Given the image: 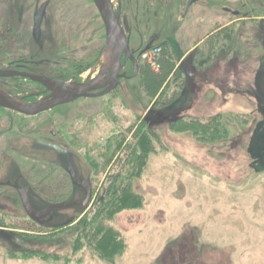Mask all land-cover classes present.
I'll use <instances>...</instances> for the list:
<instances>
[{
    "label": "rangeland",
    "instance_id": "rangeland-1",
    "mask_svg": "<svg viewBox=\"0 0 264 264\" xmlns=\"http://www.w3.org/2000/svg\"><path fill=\"white\" fill-rule=\"evenodd\" d=\"M37 1L45 0H0V68L23 54L21 41L37 50ZM122 4L129 48L138 52L152 36L151 46L166 41L184 71L183 91L168 106L153 105L136 75L107 95L35 116L0 108V180L24 172L36 210L84 197L67 176L68 160L80 176L90 174L92 187L85 209H53L52 220L39 225L17 191L0 186V264H264V0H200L187 12L186 0ZM50 17L41 38L61 41L64 53L45 51L47 58L57 57V66L69 61V68L90 61L80 78L87 79L95 71L92 50L104 39L97 9L91 0H49ZM7 24L14 44L3 41ZM106 56L104 50L100 61ZM124 70L134 72L130 64ZM0 86L18 97L40 89L18 79H1ZM136 123L149 143L115 180L105 156L123 151L120 136ZM116 181L125 189L112 196Z\"/></svg>",
    "mask_w": 264,
    "mask_h": 264
},
{
    "label": "water",
    "instance_id": "water-1",
    "mask_svg": "<svg viewBox=\"0 0 264 264\" xmlns=\"http://www.w3.org/2000/svg\"><path fill=\"white\" fill-rule=\"evenodd\" d=\"M91 1L97 9L104 26L105 50L107 51V56L103 60L97 76L85 82H66L44 76L0 69V78L10 77L13 75L25 76L32 81L40 83L45 88V90L49 92L41 99L26 102L22 99V97L14 96L8 93L0 86V107L25 115H36L57 105L72 102L78 98L106 95L114 87L117 80L122 77V75L119 74V70L128 60V56L134 70L130 77H134L138 74V60L141 55L150 48L151 41L148 42L147 45L141 49L135 57H131L125 32L119 23V15L114 12L110 0ZM39 24L40 14L34 18V34H37ZM96 90L99 91L95 92ZM42 144L58 152L63 151V149L56 145L50 143ZM67 171L73 182H75V175L70 164L67 165ZM82 187L85 192V196L82 200L53 203L46 206L42 210H36L32 207L28 197V191L26 189L19 188L17 189V192L22 208L27 216L37 223H42L41 218L48 215L53 209L67 208L75 205H79L82 209H85L90 201L91 191L88 185ZM49 219H51V216H49ZM71 220V218H68L64 223L67 224ZM56 225L58 226V224Z\"/></svg>",
    "mask_w": 264,
    "mask_h": 264
},
{
    "label": "flooded vegetation",
    "instance_id": "flooded-vegetation-1",
    "mask_svg": "<svg viewBox=\"0 0 264 264\" xmlns=\"http://www.w3.org/2000/svg\"><path fill=\"white\" fill-rule=\"evenodd\" d=\"M197 1H200V0H186V4H185V7H184L185 11L187 12L189 10V8L193 4L197 3ZM110 2L112 3L114 12L119 15V23H120L122 29L125 32V29L123 27L124 23H123V16H122V7H123L122 0H116V5L113 3V0H110ZM37 5H38V1H37ZM48 5H49V0H45V1L41 2V3H39L38 8H36L35 11L32 14L31 38H32L33 44H35L34 47L35 48L38 47V48H36L37 50H35L34 52L28 51V46L25 44V42L22 43L23 41L19 42V40H18L19 43L18 42L17 43H18L19 50L22 51L23 54H19L18 58H15V59L9 61L5 65L4 68H0V69H4V70H8V71H15V72H18V73H26V74H31V75L44 76V77H47V78L61 80V81H66V82H85V81H88V80L96 77L98 72H99V70H100L101 64L103 62V60L100 61V59H101L100 57H101L103 51L105 50V30H104L103 42L101 44H98L97 46H94V48L92 50V51H94V54H93L94 59H93L91 65H92V67L93 66L95 67L94 73L90 72L88 74L87 79L86 78L85 79H80V78H82V75L87 70H89L91 68L89 66L87 69L83 70L84 66H87V64L91 63L90 61H88L87 64H85V65L82 64V63H76V64L73 63V64H71V68H69V66H70V64H69L70 62L69 61H67L66 64L57 66V63L59 62L58 58L56 57V63H55V61L49 60V58H50V56L52 54H50V55L45 54V51H47V52L52 51V53L53 52L55 53L53 55H56L58 53H62V55H63V53H64L62 50H59L57 48L58 47L57 46L58 45L57 42L61 43V41H57V40H54V39H48V38H41L42 30L45 29V32H48L50 30L49 25H50L51 21H53V19H54V17H50L49 19L46 18V11H47ZM17 9H18V11L21 10V8H19V7ZM41 9H42V11H41ZM20 14L22 15V11L20 12ZM38 14H40V24H39V29H38L37 34H34V18ZM21 15H20V17H21ZM48 20H49V22H48ZM7 25L8 26L6 27V30H5L6 34L3 36V41L5 43L8 42L7 44H14L15 43L14 39L16 38L15 34H14L15 32L10 30L12 25H10V24H7ZM103 28H104V26H103ZM125 35H126V33H125ZM156 38L157 37H155V36L150 37L148 39L147 43L150 42V41L152 43ZM126 39H127V43H128V46H129V40L127 38V35H126ZM202 40L200 39L199 42L202 41ZM67 41H69V40H67ZM147 43L145 44V46L147 45ZM151 43H150V46H151ZM46 46H52V50L49 49ZM44 47H46V48H44ZM129 50H130L131 57H135L137 55V53L141 49L138 52L134 51L131 48H129ZM43 52H44L43 57H40ZM47 57H49V58H47ZM66 57L68 58L69 56H66ZM122 58H123V56H122ZM122 58H121V62H122ZM139 61H140V59L138 60V62ZM52 62H54V65L56 64V67L49 66V63H52ZM127 64H130V66L132 65L131 61L129 60V56H128V60L125 62L123 67L119 70V74H121L122 77L119 78L117 80V82L120 79H130V78H132L130 76L133 74V72H132V74H130L127 70H124V68L126 69ZM53 67L55 69H58V68H61V69H60L59 72L54 70V69L52 71ZM65 69H67V71ZM70 69H72V72L74 73V75L72 74L73 76L70 79H64V78H66V75H65L66 73H71ZM1 79H13V80L18 79V80H21V81H24V82H29V83H32V84H36L37 86H39L40 89L37 90V91L30 92V94H28V92H26L27 96L22 97V99L24 101H26V102L27 101H36L38 99L43 98L44 96H46L49 93L48 91L45 90V88L40 83L32 81L31 79H29L28 77H25V76L13 75V76H10V77L0 78V80ZM117 82L115 83L114 87L107 94H109V93H111V92H113L115 90ZM99 90H101V89H99ZM99 90H96L95 92H98ZM8 93H10V92H8ZM10 94L14 95L13 93H10ZM102 96H104V95H102ZM98 97H101V96H98ZM83 98H97V97H83ZM78 99H82V98H78ZM78 99H76V100H78ZM74 101H72V102H74ZM72 102H69V103H72ZM65 104H68V103H65ZM61 105H64V104H61ZM61 105H57V106H61ZM57 106H55V107H53V108H51L49 110H46V111H50V110L56 108ZM0 108L4 109V110L11 111L13 113L21 114V113H18L16 111H12V110L5 109V108H2V107H0ZM46 111H43V112H46ZM43 112H41V113H43ZM41 113H38V114H41ZM38 114H36V115H38ZM21 115H24V116H35V115H25V114H21ZM118 133H120V131H118ZM50 134H51V136L53 138L58 137V133L57 132L51 131ZM113 134L116 135L115 132H113ZM36 143L40 144V145H43L42 143H50V144L56 145V146L60 147L61 149H63V151L58 152V151H56V150H54V149H52L50 147H48V148H50L53 151H55L57 153H60L62 155L68 154L67 149H65L64 147H61V146H59L57 144L51 143L49 141H44V140H40L39 139V140H36ZM45 147H47V146H45ZM68 164H70V166L73 169V172H74V175H75V179H76L75 182H73L71 176L69 175V173L67 171V165ZM65 170H66L67 176L70 179L71 184L75 185L79 189H81L83 191V193H84V196H85V192H84V189H83L82 186L88 185L90 191L92 190L91 183H90V174L89 173H87L84 176H80V174L76 173L74 166L71 164V162L69 160L67 161ZM23 181H24V172H22V173L19 172V174L16 175V177H14L12 180H9V179L0 180V186H8V187L11 186L16 191L19 188H24V189H26L28 191V188H26V186H23V183H22ZM99 185H100V187L98 186V188H101L102 185L101 184H99ZM90 198H91V196H90ZM82 199H79V200H82ZM75 201H78V200H75ZM49 216H51L50 213L48 215L44 216L43 218H41L42 223H37V222L36 223L39 224V225H44L45 222L52 220V216H51V219H49ZM45 217H47V218L45 219Z\"/></svg>",
    "mask_w": 264,
    "mask_h": 264
},
{
    "label": "trees",
    "instance_id": "trees-1",
    "mask_svg": "<svg viewBox=\"0 0 264 264\" xmlns=\"http://www.w3.org/2000/svg\"><path fill=\"white\" fill-rule=\"evenodd\" d=\"M158 49V52L150 61H144L138 65V84L150 103L156 105L158 102H162L164 106H168L183 91L184 75L181 67L172 56L168 43L164 41L158 45ZM187 121L194 129L197 127L196 120L188 119ZM120 137L122 139H119V142L122 145L124 144L123 151L117 152L116 149L105 156L107 164L114 168L115 180L121 176L124 165L126 166L130 160L136 159L137 148L141 147L144 141L149 143L148 137L144 132L140 131L137 123L134 126H130ZM116 183L113 184V189H111L113 191L111 193L112 196H115V193L120 188L123 191L125 189L121 181L120 183L116 181ZM118 197H116V200ZM97 231L100 230L96 226L94 232Z\"/></svg>",
    "mask_w": 264,
    "mask_h": 264
},
{
    "label": "built area",
    "instance_id": "built-area-1",
    "mask_svg": "<svg viewBox=\"0 0 264 264\" xmlns=\"http://www.w3.org/2000/svg\"><path fill=\"white\" fill-rule=\"evenodd\" d=\"M158 47H153L149 52L143 55L146 61H150L151 58L158 52Z\"/></svg>",
    "mask_w": 264,
    "mask_h": 264
},
{
    "label": "crops",
    "instance_id": "crops-1",
    "mask_svg": "<svg viewBox=\"0 0 264 264\" xmlns=\"http://www.w3.org/2000/svg\"><path fill=\"white\" fill-rule=\"evenodd\" d=\"M202 39H203V38H202ZM202 39H201V40H202ZM200 42H201V41H200ZM203 63H204V62H203ZM204 64H205V63H204ZM183 73H184V71H183ZM194 76H195V75H194Z\"/></svg>",
    "mask_w": 264,
    "mask_h": 264
}]
</instances>
